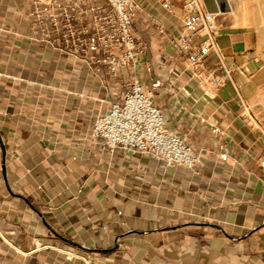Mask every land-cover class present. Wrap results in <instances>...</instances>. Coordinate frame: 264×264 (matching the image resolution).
I'll return each mask as SVG.
<instances>
[{"label": "crops", "instance_id": "obj_1", "mask_svg": "<svg viewBox=\"0 0 264 264\" xmlns=\"http://www.w3.org/2000/svg\"><path fill=\"white\" fill-rule=\"evenodd\" d=\"M162 1L135 0L136 73L166 126L200 153L189 169L107 151L89 127L120 79L108 93L75 57L14 36L10 28L31 34L26 17L0 20V264L14 251L20 264H264L257 30L244 5L220 16L233 10L228 0L216 43L232 79L201 85L172 41L187 31L183 0ZM17 8L25 16L24 1L0 0V12Z\"/></svg>", "mask_w": 264, "mask_h": 264}, {"label": "built area", "instance_id": "obj_2", "mask_svg": "<svg viewBox=\"0 0 264 264\" xmlns=\"http://www.w3.org/2000/svg\"><path fill=\"white\" fill-rule=\"evenodd\" d=\"M23 1L34 40L81 61L101 79L108 93H114L110 78L120 79L119 91L90 124L92 139L109 152L148 156L166 168L189 169L199 163L200 153L185 135L166 126L162 108L137 77V55L143 46L133 30L135 0ZM222 1L226 0H216L218 11H208L203 0H183L181 21L187 31L172 39L201 85L221 87L232 79V69L216 43ZM162 5L170 8V0H163ZM211 57L214 68L207 65ZM152 64L151 60L145 63L147 67ZM261 156L264 160V148Z\"/></svg>", "mask_w": 264, "mask_h": 264}, {"label": "rangeland", "instance_id": "obj_3", "mask_svg": "<svg viewBox=\"0 0 264 264\" xmlns=\"http://www.w3.org/2000/svg\"><path fill=\"white\" fill-rule=\"evenodd\" d=\"M15 1L18 2L19 0H15ZM3 2L4 1H2V4ZM230 2L232 4L233 10L226 15H220V16H227L230 18L233 16L232 12L235 10L236 7H240V8L242 7L241 9H243V5H244L245 15L248 18L249 24H251L257 30L258 50L261 53L262 58L264 59V0L263 1L262 0L261 1L260 0H230ZM5 17H7L10 20V22L13 23V25H18L19 22H24L25 20L24 14L21 15L20 10L18 8H17V12L13 14H6L0 12V20ZM9 30L14 36L17 37H23V38L26 37L29 39H31L32 37L31 34L22 33L19 30H14L11 28ZM261 103L264 106V99L263 100L261 99ZM1 258L4 261V264H20V256H19V252L17 251H14L13 256H9L7 253H4L3 255H1ZM38 262L39 260L36 257L32 258L29 256V261L26 264H37Z\"/></svg>", "mask_w": 264, "mask_h": 264}, {"label": "water", "instance_id": "obj_4", "mask_svg": "<svg viewBox=\"0 0 264 264\" xmlns=\"http://www.w3.org/2000/svg\"><path fill=\"white\" fill-rule=\"evenodd\" d=\"M203 3L208 11H218L216 0H203Z\"/></svg>", "mask_w": 264, "mask_h": 264}, {"label": "bare ground", "instance_id": "obj_5", "mask_svg": "<svg viewBox=\"0 0 264 264\" xmlns=\"http://www.w3.org/2000/svg\"><path fill=\"white\" fill-rule=\"evenodd\" d=\"M261 1V0H260ZM263 1V0H262ZM222 4H223V7H221L220 8V11L219 12H225V11H228V10H230V5H229V2H228V0H226V1H222ZM225 4V5H224ZM256 4V3H255ZM260 4V3H259ZM225 6V7H224ZM242 8V7H241ZM240 7L239 8H237L236 9V11L234 12L235 13V15H236V17H239V14H238V11H242L243 12V10L241 9ZM241 9V10H240ZM234 13H233V15H234ZM241 14V13H240Z\"/></svg>", "mask_w": 264, "mask_h": 264}]
</instances>
